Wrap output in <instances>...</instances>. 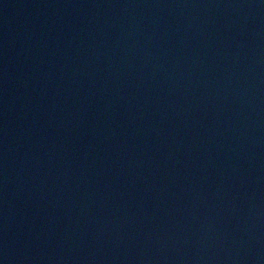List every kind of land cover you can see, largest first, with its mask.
Listing matches in <instances>:
<instances>
[{"label":"water","instance_id":"obj_1","mask_svg":"<svg viewBox=\"0 0 264 264\" xmlns=\"http://www.w3.org/2000/svg\"><path fill=\"white\" fill-rule=\"evenodd\" d=\"M0 264H264V0H0Z\"/></svg>","mask_w":264,"mask_h":264}]
</instances>
